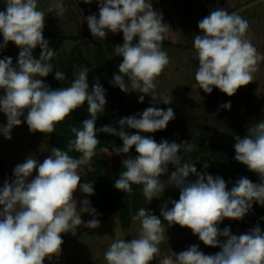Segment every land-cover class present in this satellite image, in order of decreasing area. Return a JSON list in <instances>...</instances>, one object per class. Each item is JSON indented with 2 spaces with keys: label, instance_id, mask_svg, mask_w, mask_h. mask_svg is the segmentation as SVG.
<instances>
[{
  "label": "clouds",
  "instance_id": "9594fccd",
  "mask_svg": "<svg viewBox=\"0 0 264 264\" xmlns=\"http://www.w3.org/2000/svg\"><path fill=\"white\" fill-rule=\"evenodd\" d=\"M84 2L91 4L93 0ZM98 4V16L93 13L85 18L92 36L105 40L109 32L123 33V43L113 49V56L123 59L111 83L122 92L141 93L140 103L149 93L157 101V78L170 63L168 53L162 49L170 26L163 22L162 13L153 9L151 0H98ZM53 11L63 14V0H54L46 10L38 8V0H6L0 11V51L9 42L19 48L15 65L11 57L0 59V89L4 91L0 95V112L7 117L6 125H0V133L10 140L12 129L24 122L31 133H54L56 123L85 102L90 118L83 120L81 127L70 129L75 139L69 141L68 151L52 147L42 163L29 155L14 167V179L4 181L0 188V264H44L46 258L51 261L61 255V234L74 235L81 225L88 229L100 227L90 200L84 199L78 210L74 193L94 194L92 183L81 182L80 171L82 166H91L100 143L97 134L101 132L123 142L109 155H126L133 147L137 154L123 159L124 170L114 183L117 190L130 193L133 184L142 185L145 198L151 202L160 198L166 187L179 189V199L169 201L171 208L168 203L161 206L160 216L167 227L188 228L205 246L220 248L214 255H206L193 244L178 254L161 255L165 224L157 215L140 208L132 216L134 224L139 222L138 237L113 240L104 253L107 264H151L153 260L159 264H264V230L258 224L240 235L233 234L230 227H219L225 219L242 220L254 203L264 206V120L250 125L243 138L234 137V159L256 173L260 182L240 177L230 190L222 177L198 172L195 164L188 162L185 157L192 152V143H158L140 134L166 129L175 119L171 107H148L137 115L123 117L118 121L119 130L110 125L97 128V118L107 104L106 90L98 80L89 88L87 68L74 72L68 87L52 89L42 79L55 67L50 61L57 51L49 47L43 35L46 12ZM198 28L200 34L193 37L195 59L199 62L193 88L211 94L215 87L231 97L255 81L253 74L264 62V54L248 39L246 19L217 8L198 22ZM37 47L41 49L38 59L33 56ZM65 78L64 72L55 71L56 80ZM159 102L168 105L172 101L162 95ZM222 107L230 110L231 103ZM127 128L137 131L129 134ZM73 150L81 154L79 158L69 155ZM169 165L175 171L163 180ZM208 167L205 162L203 168ZM34 172L36 175L29 180ZM190 176L196 179L190 181ZM82 213L93 219L84 222Z\"/></svg>",
  "mask_w": 264,
  "mask_h": 264
},
{
  "label": "rangeland",
  "instance_id": "374dc122",
  "mask_svg": "<svg viewBox=\"0 0 264 264\" xmlns=\"http://www.w3.org/2000/svg\"><path fill=\"white\" fill-rule=\"evenodd\" d=\"M52 3L54 0H38V8L46 10ZM63 3L65 5L63 14L58 15L56 11L46 12L43 35L49 41V47L57 51L54 60L50 63L56 68L60 59H66L76 49L86 57L87 61L83 63L82 68L88 69L89 88L91 89L98 80L106 90L107 104L103 114L98 116L97 124L100 126L110 125L119 130L118 121L123 117L137 115L148 107L164 110L171 107L175 113V119L168 123L166 129L158 130L155 133L140 134L151 136L158 143L162 140L192 143V152L188 154V157H185L188 162H193L198 172L207 171L213 177L219 175L226 181L230 190L236 181L225 176L224 169L216 165L218 170L212 172L210 170L212 164L206 170L203 168L204 159L202 158L209 154L204 152L199 137L202 132L209 129L215 139L235 140V136L243 138L250 125L264 120V62L259 63L257 72L253 74L255 81L239 88L235 95L229 97L215 87L211 94H207L202 89L192 87L195 83V69L199 66L198 60L195 59L193 37L200 34L198 22L201 19L209 15L212 10L224 8L227 12H235L248 21L249 29L246 35L257 51L264 54V0H151L153 9L162 13L163 22L171 28L168 33L164 34L165 38L162 41V49L168 53L170 63L157 78L159 83L154 93L157 101H154L150 96L153 93H149V95H145L143 103L138 101L141 93H125L111 83L114 74H119L118 65L123 59L120 56H113L114 46L123 43V33L109 32L105 40L92 36L85 18L93 13L98 16V0H93L91 4L85 3L84 0H63ZM5 5L6 0H0V11L4 9ZM168 41L170 44L164 45ZM96 49L104 50L105 56L102 60L100 57H95ZM40 51L41 49L37 47L33 51V56L38 59ZM18 54L19 48L9 42L7 47L0 51V59L11 57L13 65H15ZM74 72L78 71H73L67 78L69 86L74 78ZM51 74L55 75L54 72ZM42 79L47 83L46 77ZM125 79L127 80V78ZM216 90L218 100L214 98ZM0 92L3 93V89H0ZM162 95L170 97L171 104L166 105L159 102ZM228 102L231 103L230 110L222 107ZM21 120L24 118L21 117ZM6 123V115L0 112V125H6ZM129 129L131 128H127L126 131ZM133 130L134 133L137 131ZM50 136L49 133H31L26 122L12 129L10 140L5 139L0 133V188L3 187L5 180L11 182L14 179V167L23 163L29 155L42 163L51 154ZM113 147L119 148L117 136L113 140ZM112 151L113 148L105 150L103 153L105 160L110 168L113 169L115 166L120 168L123 159L121 155L115 153L109 155L108 153ZM180 155L185 156L184 153H180ZM94 168L92 163L91 166H87V169ZM201 168L203 169L201 170ZM87 169L82 166L80 174H84ZM172 171H175V168L169 165V171L162 179L167 180ZM35 175L34 172L33 177H30L29 180ZM247 176L253 183L260 182L257 174L254 176L248 174ZM195 179V176L189 177L190 181ZM82 195L84 194L79 191L74 193L76 197H82ZM178 199L179 189L171 186L166 187L160 198H154L151 202L146 199L150 204L149 212L160 217L165 224L164 240L160 244L161 255L172 256L173 252L178 254L186 250L190 243L197 242L199 249L206 255H214L219 252V247L205 246L198 236L193 235L188 228H181L179 225L167 227V222L160 216L161 206L168 203V207L171 208L172 205L169 201ZM91 207L96 209L94 206ZM258 207L261 206L254 203L252 209ZM134 215L136 214H131L128 217L127 226L122 225L118 212L111 213L106 218L99 220L100 227L96 229H88L83 225L78 226L75 233L77 235L82 233L83 247L79 248L77 252H70V248L65 247L63 252H65L64 256L67 261L70 264H107L104 253L113 240H131L138 237L140 226L138 221L133 223L132 216ZM90 216L93 219V216ZM81 219L84 222L91 220L82 216ZM233 221L225 219L219 227L221 229L230 227ZM233 226L236 235L244 233L240 225L234 224ZM81 241L77 240V242ZM151 264H159V261L153 260Z\"/></svg>",
  "mask_w": 264,
  "mask_h": 264
},
{
  "label": "trees",
  "instance_id": "16d2710c",
  "mask_svg": "<svg viewBox=\"0 0 264 264\" xmlns=\"http://www.w3.org/2000/svg\"><path fill=\"white\" fill-rule=\"evenodd\" d=\"M64 36V35H63ZM65 37V36H64ZM3 42V37L0 35V43ZM170 44V42H166L164 45ZM168 44V45H169ZM104 50L98 49L95 50V57L102 60L104 58ZM59 65L56 68H53V72L61 71L65 73V80L58 81L55 79V75L51 73L46 77L47 85L52 89H57L60 87H68L69 82L67 80L68 77L71 76L73 71H80L82 69L83 63L87 61L86 57L76 49L73 54L70 53L66 59H60ZM108 65V62H106ZM4 93V91H3ZM0 92V95H3ZM214 98L218 100L217 90L215 91ZM222 105V104H220ZM90 118V114L87 111V103L77 110H75L72 114L66 117L62 122L56 123L54 133H51L50 136V144L52 147H59L64 151H68V143L70 140H74L75 136L71 132L72 127H81V123L83 120ZM96 127L100 128L99 124L96 122ZM133 129L127 130L129 134L134 133ZM98 138L100 143L96 148V154L92 158V164H94V169H87V165H85V173L80 174L81 182L92 183L94 187V194L87 197L90 200L91 206H94L97 210L96 218L102 220L106 218L109 214L118 212L122 225L127 226L128 217L131 214H137L140 208H145L146 210H150V204L147 202L144 194H143V186L133 184L132 191L130 193H124L120 190H117L114 187V183L117 179H119L121 172L123 169V164L121 163L120 168L115 166V168H110L105 160L104 154L105 150H111L113 148V140L116 136H111L106 133H98ZM200 144L204 149V152L209 154V156H203L204 163L207 162L212 164L210 170L212 172L217 171L218 167L225 170V176L229 178H233L234 181H237L240 177H248L250 174L254 176L256 173L250 172L247 167L234 159L235 150L234 144L235 140H220L215 139L212 132L207 129L206 132H202L200 135ZM198 138V140H199ZM119 147L122 146L123 142L118 137ZM70 156L74 158H79L80 153L75 150L69 152ZM136 154L135 147L130 150V153L126 155H121L122 159L134 157ZM117 164V162H116ZM217 165V166H216ZM217 167V168H216ZM203 168H201L202 170ZM230 175V176H229ZM264 206L252 209L242 220L232 222V226H230L231 232L235 234L233 230L234 224H238L242 227L244 233L248 230L255 227L257 224L260 226L262 230H264ZM236 235V234H235ZM223 241L225 238L220 237ZM220 249V248H219Z\"/></svg>",
  "mask_w": 264,
  "mask_h": 264
},
{
  "label": "crops",
  "instance_id": "0c3cea01",
  "mask_svg": "<svg viewBox=\"0 0 264 264\" xmlns=\"http://www.w3.org/2000/svg\"><path fill=\"white\" fill-rule=\"evenodd\" d=\"M74 197L77 200V208L79 210V208L82 206L83 199H86V197L84 195H82V197H78V196L77 197L74 196ZM81 216L84 217V218H90V219H92V217L88 213H82ZM61 235H62V239L64 241V243L62 245V251L66 247V248H70V252H74V251L77 252L79 248H82L83 247V241H81L82 240L81 239L82 233L80 235H77L76 233L73 235L71 232H69V233H63ZM74 239H76V241H74ZM77 240L78 241H81V242H77ZM63 253H65V252H63ZM68 263L70 264V262H68Z\"/></svg>",
  "mask_w": 264,
  "mask_h": 264
},
{
  "label": "built area",
  "instance_id": "2783aa9c",
  "mask_svg": "<svg viewBox=\"0 0 264 264\" xmlns=\"http://www.w3.org/2000/svg\"><path fill=\"white\" fill-rule=\"evenodd\" d=\"M3 95H4V93H3ZM198 243V242H197ZM197 243H190L188 246H187V248L189 247V246H191V245H193V244H196L197 245ZM44 264H69L68 262H67V260H66V258H65V256H64V253H63V251H62V253H61V255L59 256V258H57V257H53V259L51 260V261H49L47 258L45 259V261H44Z\"/></svg>",
  "mask_w": 264,
  "mask_h": 264
}]
</instances>
